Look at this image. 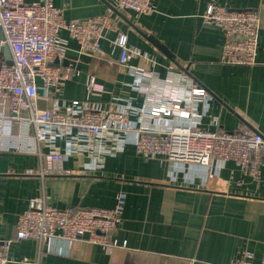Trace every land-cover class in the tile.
I'll return each mask as SVG.
<instances>
[{
  "label": "crops",
  "instance_id": "0c3cea01",
  "mask_svg": "<svg viewBox=\"0 0 264 264\" xmlns=\"http://www.w3.org/2000/svg\"><path fill=\"white\" fill-rule=\"evenodd\" d=\"M152 3V11L135 16L130 10L113 8L114 0H53L62 8L65 19L110 13L117 31L104 32L99 56L80 54L71 41L65 55L51 62L70 67L68 77L59 92L39 98L38 106L63 108L71 100L91 107L117 106L128 110L130 129L123 135L121 148L92 155L87 150L92 145L96 149L95 140L80 138L73 143L70 138L56 136L50 144L41 145L39 154L25 149L24 140L0 137V236L12 239L10 264H22V257L33 264H229L242 250L252 252V264L264 259V167L259 175L252 176L233 160L213 157L211 166L203 168L174 162L164 155L137 152L134 142L139 115L146 92L154 91L118 63L116 44L120 31L138 54L129 64L152 73L153 84L164 81L180 85L178 93L182 97L187 93L186 77L204 88L205 94L197 98L202 128L214 131L247 126L262 131L264 0ZM208 3L258 11L253 64L220 61L224 35L200 17ZM86 74L95 76L102 92L87 90ZM52 148L65 152L62 166L72 173H25L27 169L44 168L45 153ZM120 190L126 192V203L116 229L109 235L117 246L109 252L86 236L72 242L58 237L41 243L14 239L17 216L31 197L42 196L48 206L56 208H110Z\"/></svg>",
  "mask_w": 264,
  "mask_h": 264
},
{
  "label": "built area",
  "instance_id": "2783aa9c",
  "mask_svg": "<svg viewBox=\"0 0 264 264\" xmlns=\"http://www.w3.org/2000/svg\"><path fill=\"white\" fill-rule=\"evenodd\" d=\"M152 1L114 0L113 8L130 10L139 16L153 10ZM200 17L203 23L219 28L224 35L222 63L255 62L260 24L257 10L208 3ZM107 30L117 31L110 13L65 19L62 8L55 6L53 0H0V47L7 45L10 54L9 63L0 57V137L24 140L25 149L37 150L39 154L41 145L50 144L56 136L70 138L73 143L80 138L95 140L97 147L92 145L88 155L113 153L121 148L123 135L130 129L128 110L86 106L80 100H71L63 108L58 105L40 108L37 104L39 98L59 92L68 77L70 67L61 68L51 62L65 55L71 41L77 44L80 54L99 56L100 39ZM116 44L118 63L154 91L146 92L139 115L134 142L137 152L145 156L164 155L174 162H189L203 168L211 166L213 157L233 160L242 171L252 176L260 174L264 167V130L247 126L214 131L202 128L197 98L205 94L204 88L186 77L187 93L182 97L178 93L180 85L164 81L153 84L152 73L129 64L138 54L128 45L124 33L117 32ZM84 85L89 92L103 90L91 74H86ZM64 157L65 152L52 148L45 153L44 168L27 169L25 173L40 176L72 173L63 168ZM126 197L125 191H118L110 208H56L48 206L42 196L31 197L17 216L14 239H35L41 243L58 237L72 242L86 236L109 252L117 246L109 235L121 219ZM11 243L12 239L0 236V264L13 262L9 256ZM252 258L250 250H242L229 264H252ZM19 262L33 264L27 257ZM260 264H264V259Z\"/></svg>",
  "mask_w": 264,
  "mask_h": 264
},
{
  "label": "water",
  "instance_id": "95a60500",
  "mask_svg": "<svg viewBox=\"0 0 264 264\" xmlns=\"http://www.w3.org/2000/svg\"><path fill=\"white\" fill-rule=\"evenodd\" d=\"M1 34H0V38H1ZM161 48V46H159ZM0 50L3 52V59L5 61H7L8 63L10 62V54H9V51H8V48H7V45H2L0 47Z\"/></svg>",
  "mask_w": 264,
  "mask_h": 264
},
{
  "label": "rangeland",
  "instance_id": "374dc122",
  "mask_svg": "<svg viewBox=\"0 0 264 264\" xmlns=\"http://www.w3.org/2000/svg\"><path fill=\"white\" fill-rule=\"evenodd\" d=\"M57 63V61L55 62V64Z\"/></svg>",
  "mask_w": 264,
  "mask_h": 264
}]
</instances>
